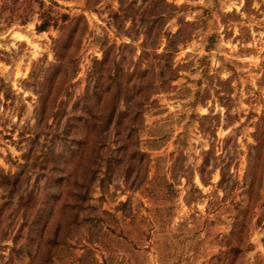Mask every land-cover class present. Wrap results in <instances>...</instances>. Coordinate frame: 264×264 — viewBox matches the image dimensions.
<instances>
[{
    "label": "rangeland",
    "instance_id": "obj_1",
    "mask_svg": "<svg viewBox=\"0 0 264 264\" xmlns=\"http://www.w3.org/2000/svg\"><path fill=\"white\" fill-rule=\"evenodd\" d=\"M42 2L0 13V264H264V0Z\"/></svg>",
    "mask_w": 264,
    "mask_h": 264
},
{
    "label": "trees",
    "instance_id": "obj_2",
    "mask_svg": "<svg viewBox=\"0 0 264 264\" xmlns=\"http://www.w3.org/2000/svg\"><path fill=\"white\" fill-rule=\"evenodd\" d=\"M51 4L54 3L51 2ZM34 5L38 6L36 13L38 14V18L40 20V24L37 26V31L39 32L45 31L51 26H56L58 20L60 19L61 21L65 20V16H61L59 19L54 17L50 10H45L42 0H3L0 13L5 10H10L12 14L10 20H12L13 16H15L17 20L24 24L30 15L35 12L33 8Z\"/></svg>",
    "mask_w": 264,
    "mask_h": 264
}]
</instances>
